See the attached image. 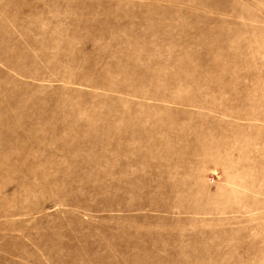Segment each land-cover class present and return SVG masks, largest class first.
<instances>
[{"label": "rangeland", "instance_id": "374dc122", "mask_svg": "<svg viewBox=\"0 0 264 264\" xmlns=\"http://www.w3.org/2000/svg\"><path fill=\"white\" fill-rule=\"evenodd\" d=\"M0 264H264V0H0Z\"/></svg>", "mask_w": 264, "mask_h": 264}]
</instances>
